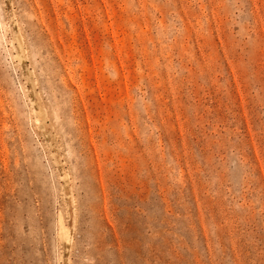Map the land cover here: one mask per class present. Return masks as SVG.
<instances>
[{
	"label": "rangeland",
	"instance_id": "rangeland-1",
	"mask_svg": "<svg viewBox=\"0 0 264 264\" xmlns=\"http://www.w3.org/2000/svg\"><path fill=\"white\" fill-rule=\"evenodd\" d=\"M0 264H264V0H0Z\"/></svg>",
	"mask_w": 264,
	"mask_h": 264
}]
</instances>
